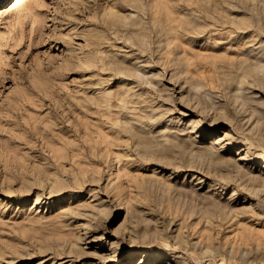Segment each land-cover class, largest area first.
Wrapping results in <instances>:
<instances>
[{
    "label": "rangeland",
    "instance_id": "rangeland-1",
    "mask_svg": "<svg viewBox=\"0 0 264 264\" xmlns=\"http://www.w3.org/2000/svg\"><path fill=\"white\" fill-rule=\"evenodd\" d=\"M13 2L0 264H264V84L238 67H264V0Z\"/></svg>",
    "mask_w": 264,
    "mask_h": 264
},
{
    "label": "bare ground",
    "instance_id": "bare-ground-1",
    "mask_svg": "<svg viewBox=\"0 0 264 264\" xmlns=\"http://www.w3.org/2000/svg\"><path fill=\"white\" fill-rule=\"evenodd\" d=\"M14 2H13V6H17V5H21L25 0H13ZM144 7V6H143ZM146 10V9H145ZM142 13L145 15V11H142ZM141 13V14H142ZM144 15H142L143 17H144ZM121 16V15H120ZM185 19L187 20V18H188V12H185ZM128 19V18H127ZM119 20H121V19H119ZM110 23V22H109ZM116 24H120V26H121V24H123V25H126V22H122V23H116ZM133 24V25H132ZM132 24H129V30L131 31V33H133V32H135V31H139V29H137L136 28V26H135V23H132ZM108 26V25H107ZM120 26H119V28H120ZM115 28V27H114ZM113 28V29H114ZM117 30H118V28H117ZM117 30H116V32H117ZM120 30H121V28H120ZM152 32H157L158 33V31H156V30H150L149 31V34H151L152 35ZM160 32H164V31H160ZM156 33V34H157ZM119 35V34H118ZM108 36V35H107ZM125 36V35H124ZM158 36V35H157ZM114 37V36H113ZM155 37V36H154ZM156 38V37H155ZM135 45H136V47H142L143 46V43L142 42H138L137 40H134V42H133ZM133 45V44H132ZM150 50V49H149ZM262 56V55H261ZM262 58V57H261ZM106 62V61H105ZM93 63H94V60H93V62H92V65H93ZM117 63V62H116ZM99 64V63H98ZM105 64V63H104ZM251 64V65H250ZM101 65V64H100ZM239 66V69H240V73H241V71H243L244 73H245V75H247L248 76V78L249 79H254V80H257V82H259V84H264V67L263 66H261V65H252V63H250V62H245L244 61V63H241V64H238ZM250 65V66H249ZM237 66V65H236ZM238 67H236V69L238 68ZM236 73V72H235ZM229 108V107H228ZM227 108V110H226V112H224L223 114L221 113V116H219L218 117V119L216 120L215 119V123L216 122H218V121H221V120H224V119H228V121H235L236 119H238V117L240 116V114L241 113H243L242 111H241V113H239V112H236V111H234V110H232L231 108H229L228 109ZM244 115V114H243ZM213 122V123H214ZM240 122V121H239ZM240 125V124H239ZM241 127H243V124L241 123V125H240ZM259 129L260 130H264V124L263 125H260L259 126ZM134 134V133H133ZM141 145V144H140ZM190 146H191V143H190ZM226 149H228V148H226L225 146H221V148H219L218 150H213L212 148H206V149H201L199 152H198V154H196V155H198V156H200L201 158H199V159H197V162H199V165L201 166V167H203V166H207V167H209V168H211V170L212 169H216V170H221V169H224V168H226L228 165H232L234 162H232L231 160H222L221 158H220V156L219 155H216V152H220V151H223V150H226ZM192 159V158H191ZM239 159V158H238ZM264 159V158H263ZM196 162V163H197ZM208 162V163H207ZM235 164V163H234ZM206 168V167H205ZM239 173V172H238ZM207 175H208V173H207ZM239 175V174H238ZM247 174H246V172H244V171H241V176L240 177H243V176H246ZM253 175V174H252ZM255 175V174H254ZM246 179H248V180H254V181H259L260 180V177H258V176H246ZM201 180H199V182H200ZM194 190V191H193ZM193 190H190V198L192 199H194V200H198V201H201V202H204V203H212V204H214V205H217L218 203H217V200H215V199H211L209 196H202V195H200V194H198L196 191L197 190H195V189H193ZM232 201V200H231ZM196 204V203H195ZM218 206V205H217ZM215 207V206H214ZM58 255H59V253H58ZM236 257V256H235ZM228 259H230V256H228V255H226V260H228ZM225 260V259H224ZM249 261V260H248Z\"/></svg>",
    "mask_w": 264,
    "mask_h": 264
}]
</instances>
